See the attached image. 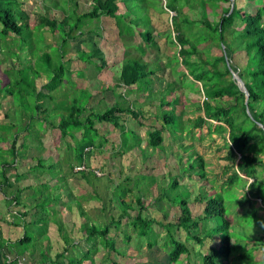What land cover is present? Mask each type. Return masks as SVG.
<instances>
[{"label": "trees", "instance_id": "trees-1", "mask_svg": "<svg viewBox=\"0 0 264 264\" xmlns=\"http://www.w3.org/2000/svg\"><path fill=\"white\" fill-rule=\"evenodd\" d=\"M152 1L91 0V8L81 14L75 15L72 13V16L63 12L64 9H61L62 14L59 22L55 16L47 17L42 14H28L23 8L20 9V6H23L20 0H0V103L3 99L7 100L6 98L8 97L15 106V114L18 116L16 122L0 123V142L3 140L5 142L7 139L11 140L10 146L5 151L0 148V190L3 186L12 187L14 182L24 178L23 174L15 172L12 176H9V174H11L10 172L15 165L16 159L22 157L21 152L28 148L25 140L40 141L41 132L45 128L57 129L62 138L66 136L75 138V133L80 132L81 141L76 158L78 161L77 165L84 167V170L77 173L84 179L96 177V170L85 164L86 155H91L93 150L100 151V153L114 151L115 155L121 154L116 148L118 144H110L104 136L100 137L98 135V139L95 142L93 136L97 137L94 134H98L97 124L103 126L111 125L117 128L119 131V143L124 144L127 151L133 150L136 146L141 148L140 136L137 135L135 144H133L134 140L132 141L130 138L124 139L126 131L129 133L131 131L126 127L125 121L127 119H131L140 125H142L141 121L145 119L131 107L129 102L122 104L119 101L111 107L104 108L102 112H96L93 108L87 107L88 100L91 98V94L87 90H85L86 93L83 97L85 102H83V98L71 99L70 96L65 99V96L68 95L67 91H63L65 84H69L72 90L76 89L72 76L75 74L78 77H83L84 73L82 69L71 68L70 65L74 59L68 58V60H64V58L68 54L67 51H69L68 42L83 36L84 32H81V27L88 25L90 21L105 17L115 22L118 32L114 28L113 34L114 37L118 38L132 33L129 25L133 28L139 25L146 26L149 22L147 13L149 7L154 11L166 12L159 6L162 0H156L151 3ZM165 1L164 8L169 12L175 13V16L170 18L171 28L167 26L166 30L161 33L156 32L152 28L139 30L138 34L142 39L143 45L134 49L143 56H146L148 51L149 54L163 55L167 63L175 60L174 62H180L184 68L191 65L192 78L197 82L204 81L203 86L199 89V95H192V97L194 96L199 100L198 108L195 110L198 115L192 114L189 117L190 120L187 121L188 127H185L183 123L184 130L189 128L186 136L185 132L182 134L187 143L183 146V150L190 146L188 143L191 142L190 137L194 133L197 136L195 138L196 143H201L207 138L214 142L216 138H220L222 146L216 148V151H225L223 157L228 164L223 165V171L217 175L210 171L209 173L220 179L225 171H231V174L219 186L211 184L210 187L204 189L202 194L194 198L196 203L203 206V210L198 217L192 215L186 197L181 198L178 203L179 217L173 226L183 229L187 241L192 240L200 245V252L204 254L200 255L199 252L198 255L200 257H195L192 251L188 252L184 242L171 239L173 250L169 259L172 263H176L182 255H186L188 259L192 253L194 258L200 259L201 264H217L219 261H227L231 255L233 246L230 245L232 244L229 235L230 229L242 234L244 232L238 228L237 225L239 224H232L229 218L226 217L225 202L221 193L216 191L223 186H233L237 180L242 181L244 184L243 192L240 196L227 204L235 216L232 217L237 219L236 223L244 202L250 203L247 195L261 200L264 205V156H262L264 154V108L260 109L264 106L263 19L261 12L247 14L241 9H236L235 6L230 9V0H216L223 8L217 10L213 20H208L209 18L207 19L206 16H195L197 18L189 16L191 14L190 10L185 12L183 10L185 4L180 0H170V3L167 0ZM133 3L136 5H133ZM154 4L158 5L161 10H157ZM122 6L125 8V12L121 14L119 11ZM205 8L206 3L204 2L201 10H205ZM140 9L144 11V14L137 12ZM124 20L127 26L120 30L117 22L121 24L124 23ZM59 24L64 28H58L57 25ZM182 26H187L190 30L192 26L193 30L198 27L197 29L199 30L196 33L187 34ZM39 28H47L53 34H57L60 43L46 45L43 42V38L36 39L34 32L37 29L39 30ZM97 30L101 32L102 28ZM92 32L96 33L95 30ZM191 39H196L197 43H193ZM203 39L208 44H200ZM235 41H239L243 47L233 46ZM210 44H213V49ZM37 45L41 47L38 53L35 52L34 48ZM23 46L28 47V55L33 64L30 63V66L22 68H7L5 61L11 57L18 58L19 51ZM126 47L128 48V46ZM177 47L179 49L177 56H175L173 51ZM216 48L219 49V54L214 53ZM235 54L237 55L235 56ZM93 58H99L101 65L94 64ZM101 58V53L97 49L89 53L81 50L78 52V59L82 63L81 68H84L87 64L89 66L94 64L98 70H101L105 66L104 60ZM155 59L151 62H145L142 57H130L128 50H125L119 75L120 87L127 89L134 87L140 90L144 81H147L152 76L153 80L146 86V91L143 92L144 94H149L156 74L164 67L162 60ZM191 59L193 60L190 61ZM3 60L5 61L3 62ZM238 62H242V65L239 66ZM65 71H68L66 77ZM232 73L237 74L244 85L248 95L247 102L246 93L239 88L236 80L232 77ZM177 92L182 93L179 89ZM121 100L126 102L122 98ZM166 100L167 103L165 104L161 101L159 103V107L163 112L168 109V104L171 102L169 96ZM179 107L177 100L175 106L171 109V118L175 119V117L187 115L185 112L177 116L174 112ZM201 113L203 114L201 115ZM6 117L8 118L7 115ZM171 118L163 114L161 118L157 117L158 127L153 125L143 126L144 133L147 135L146 147L141 148L143 152L146 149L154 151L166 150L162 135L164 130L166 132L167 127L171 124ZM131 134L133 135V133ZM19 139L22 142L18 145ZM189 151L190 154L188 156L186 154V158L192 157L193 165L189 164L188 171L192 172L195 165L200 172L196 179L206 178L205 164L207 162H205L204 157L195 152L191 153V150ZM2 152L7 153V156L3 155ZM8 157H10V160ZM182 157L186 161L184 156L179 158ZM36 161L37 167L35 171L46 173V175L51 173L48 170L51 169V166L47 167L44 158H37ZM74 167L76 166H70V174L72 175H74L72 173ZM182 167H186V163ZM183 173H186V171H183ZM187 178L192 181L190 174H188ZM50 184L49 181H45L40 183L38 187L27 186L16 190L15 195L11 196L10 205H21L25 208L24 201H20V195L31 189L33 194L29 197L32 200H36V196H39L40 198H37V201L40 199L41 202L36 205L38 213L33 214L30 211H25L16 217V222H13L14 226L22 228L23 235L21 238L10 241L0 235V252L4 256L2 264H20L19 258L24 256L25 254L23 253L30 247L32 249H29L31 252L28 255L33 253L36 244L33 243L32 237L27 232L30 223L34 225L38 222L44 224L56 222L58 213L55 212V207H57L59 199H55L52 192H50ZM168 185L170 186L169 182ZM176 185H179L177 179L173 181L171 186L175 188ZM206 193L209 194L208 200L203 198V194ZM135 201L142 210V200L139 198ZM154 203L156 204V202ZM47 206H49L48 212L45 211ZM259 210L264 212V209ZM78 213L82 218L80 228L83 230V237L86 243H90V246L85 251L81 250L74 241H70V238L62 236L63 249L56 254V259L48 261V255L40 250V264H64L65 260L69 264H90L87 261L92 262L91 264H98V261L99 264H116L115 260H111L108 257L110 250L111 252L115 251L113 247L114 240L110 237L112 230L118 229L122 223L133 225L138 236L145 238L144 227L145 225L149 227L148 221L143 219L139 212L134 218L111 220L102 229H99L88 220L87 215L79 207V204ZM29 215H31V222L25 220V217ZM37 215H41V217L36 218ZM257 219H255L258 222L257 225L262 230L260 239L255 241L245 237L246 242L243 245H240L239 240L234 249V253L239 255L235 258V262L232 261V264H238L240 261L264 264V261L261 260V253L257 254L259 247L260 251L264 250V216H259ZM252 220L253 218L249 221V225ZM214 221L218 225L213 228L212 222ZM55 225L57 226V223ZM57 229L58 233H61V230ZM194 231L199 233L193 234L192 232ZM211 232L224 233L220 238L216 239L214 246L209 242V240H212V237L208 236ZM200 236L203 237L200 238ZM234 236L241 238L237 233H234ZM43 238L46 241L45 245L49 246L48 236ZM41 241L42 239H40ZM208 244L209 247L206 249ZM147 247L151 248V245L147 243ZM19 249L23 250L19 251ZM77 249H80L79 251L82 253L79 258L74 256L80 253ZM11 252L14 254L13 257L8 255ZM101 252H104V254L100 259L98 257ZM91 257H93V260H91ZM59 259L63 262L59 261Z\"/></svg>", "mask_w": 264, "mask_h": 264}, {"label": "rangeland", "instance_id": "rangeland-1", "mask_svg": "<svg viewBox=\"0 0 264 264\" xmlns=\"http://www.w3.org/2000/svg\"><path fill=\"white\" fill-rule=\"evenodd\" d=\"M155 1L156 0H153L151 3ZM167 1L169 2L170 0ZM180 1L185 4L183 10L185 12L190 10L191 14H189V16H194L193 18H197L195 16H206L207 19L209 18L208 20H213L214 15L216 16L217 14V10L223 8L216 0L213 2L212 0L211 2L210 0ZM20 2L23 4V6H20V9L23 8L28 14H42L47 17L55 16L59 22L62 14L61 9H64L63 12H66L68 15H72V13L76 15L91 8V0H20ZM161 2L159 6L166 12L154 11L149 7L147 10L149 18L148 24L146 26L139 25L134 28L129 25L132 31L130 35H123V37L118 38L116 36L114 37L113 32L115 29L116 32H118L116 23L105 17L90 21L88 25L82 26L81 32H84V35L68 42L69 51H67L68 54L65 56L64 60H68V58L74 59L70 65L71 68L76 70L82 69L84 75L83 77H78L74 74L72 80L76 89L72 90L70 85L66 83L65 86L63 85V91H67L68 94L65 96V99L69 96L71 99H82L86 93L85 90H87L91 94L87 107L93 108L96 112H102L104 108L111 107L119 101H121L122 104L129 102L131 107L135 109L136 112H139L140 116L142 115L145 119L141 121L142 125L131 119H127V121H125L126 127L133 132L130 131L129 133L126 131L124 139L130 138V140H134L133 144H135L137 135L140 136L141 148H144L147 143V135L144 133L143 126L153 125L158 127L157 117L159 116V118H161L163 114L171 118V109H173L177 100L180 107L175 109L174 113L179 116L181 113L184 114L186 112L187 115L175 117V119L171 118V124L167 127L166 132L164 130L162 135L164 140L163 144L166 148L165 151L146 149V151L143 152V149L137 146L133 150L127 151L124 144L119 143V131L117 128L111 125L103 126L97 124L96 128L98 129V134L94 133L97 137L93 136L95 142L98 139V135L100 137L104 136L110 144H118L116 148L121 154L115 155L114 151H104L100 153V151L93 150L91 155H86L85 164L87 166L90 165V168L93 167V169L96 170V177L91 178L92 180L82 178L75 169L72 172L74 175L70 174V166H78L76 155L81 141L80 132L75 133V138L70 136L62 138L57 129L45 128L41 132L40 141L32 139L25 140V144L28 148L21 152L22 157L16 159L13 169H11V174H9V176H12L14 172L23 174L24 178L18 182H14L12 187L3 186L0 190L1 237L7 238L10 241L21 238L23 235L22 228L13 225V222L17 221L16 217L25 211H30V213L33 214L38 213L36 205L39 204L41 200L38 199L37 201V198H40L39 196H36V200H32L29 197L33 194L31 189L20 195V201H24L25 208L21 205L9 204L11 196L15 195L16 190L27 186L38 187L40 183L49 181L51 183L49 187L50 192H52L55 199H59V203H57L58 205L55 207V212L58 213L55 222L57 226L55 223L51 222L46 224L38 222L34 225L30 223L28 225V235L32 237L33 243L36 245L33 253L30 255H28V253L31 252L29 249H32V247L25 250L23 253L25 255L19 258L20 264H40V250L48 255V261L56 259V254L60 253L63 249L62 236L70 238V241H74L81 250L85 251L90 246V243L85 242L83 230L80 228L82 218L78 213V204L87 215L88 220L99 229H102V227L111 220H117L118 218H134L138 212L143 219L148 221L149 227H146V225L144 227L146 234L145 238H140L138 236L133 225L122 223L118 229L112 230L110 237L114 240L113 247L115 251L111 252L109 249L108 257L111 260H115L116 264H201L200 259H196L192 256V253L195 257L199 256L198 253L201 251V246L191 239V241H187L185 231L173 226L179 217L178 203L181 198L186 197L192 215L198 217L203 210V206L196 203L194 198L202 194L204 189L210 187L211 184L219 186L220 183H223V180L231 174V171H225L220 179L209 173L210 171L217 175L223 171V165L228 164L223 157L225 151H216V148L222 146L220 138H216L214 142L210 138H207L201 143H196L195 138L197 136L196 133H194V135L190 137L191 142L188 143L190 146L183 150V146L187 143L182 134L185 132L186 136V132H189V128L184 130L183 123L185 127H188L189 124L187 121L190 120L189 117L192 116V114L195 116L198 115L195 110L198 108L199 100L194 96L199 95V89L203 86L204 81L197 82L192 78L191 65L184 68L180 62L176 63L173 59H171L173 60L171 63H167L163 55L149 54L148 51L147 55L143 56L134 49L137 46L143 45L142 39L138 34L139 30L152 28L156 32L161 33L166 30L167 26H171L170 18L171 16H175V13L168 12L164 8L166 4L165 0ZM204 2L206 3V8L205 10H201ZM133 5L136 4L133 3ZM154 5L157 7V10H161L158 5ZM233 6H235L236 9H241L247 14L261 12L264 25V0H230V9ZM122 7L119 11L121 14L125 12V8ZM140 10H137V12L144 14V11ZM194 25L196 26V24ZM117 26L122 30L127 24L124 20V23L121 24L117 22ZM57 27L61 28L63 26L59 24ZM182 27L187 34L196 33V31L199 30L197 29L198 27H195L193 30V26L191 30L187 26ZM98 28H102V31L98 32ZM94 30L96 33L98 32V34L92 32ZM206 34L208 35V31ZM34 35L36 39L43 38V42L46 45L60 43L58 39L59 36L53 34L47 28L37 29ZM192 42L197 43V40H192ZM200 44L208 43L203 39ZM213 44H210L212 45L210 46L212 49L214 48ZM126 46H128V48ZM233 46L243 47L239 41H235ZM34 48L37 53L41 49L40 45L34 46ZM94 49L100 51L101 59L104 60L105 64L104 68L98 70L95 67L94 64L101 65L99 58H93V65L89 66L87 64L84 68H81L82 63L78 59L79 50L89 53ZM178 49L177 47L173 51L175 56H177ZM27 50L28 47L23 46L19 51L18 58L11 57L6 61L3 60V62H6V67L22 68L24 66H30V63L33 64ZM125 50H128L130 57L139 56L142 57L145 62L154 61L156 60L155 58L162 60L164 67L156 74L151 84L149 94H144L143 92L146 91V86L153 80L152 76L147 81H144L140 90L134 87L132 89L120 87L119 75ZM214 53L219 54V49L216 48ZM236 55L237 54H235V56ZM192 60L193 59L190 61ZM237 64L241 66L242 62H238ZM39 68H41V66H39ZM65 69L67 70L66 67ZM65 73L66 77L68 71H65ZM178 89L182 91V93L177 92ZM192 95L194 96L192 97ZM168 96L171 102L168 104V109L163 112L159 107V103L160 101L163 104L167 103L168 100L166 99ZM121 98L126 102H122ZM6 99L7 100L3 99L0 103V123L16 122L18 119L17 114H15L16 108L8 97ZM189 100L190 102H188ZM83 102H85L84 98ZM263 108L264 106L260 109ZM202 114L203 113H201V115ZM131 133H133V135ZM10 142V139H7L5 142L4 140L1 141V150L5 151L7 147L10 146ZM21 142L22 140L19 139L18 145ZM189 150H191V153L195 152L204 157L205 162H207V164H205V169L207 171L206 178L196 179L200 172L195 165L193 166L192 172L188 171L189 164L193 165V158H186V154L187 156L190 154ZM2 154L7 156L5 152H2ZM181 156H184L186 161H184L183 157L179 158ZM262 156H264V154H262ZM37 158H44L47 167L51 166V169H48L51 172L50 174L47 173L46 175V173L35 171L37 167ZM8 159L10 160V157H8ZM185 163L186 167H182ZM183 171H186V173H183ZM188 174L191 175L192 181L187 178ZM175 179L178 180L179 185L172 188L171 185ZM125 181L126 183H124ZM118 186L120 187L116 190ZM243 188L244 184L242 181L237 180L233 186H223L216 191L221 193L225 202L226 217L229 218L232 224H239L237 225L238 228L244 232L242 234L236 230L233 231L230 229L229 235L232 240V244L230 245L233 246L231 255L227 261H219L217 264H232V261L239 255L238 253H234V249L239 240L240 245H243L246 242L245 237L257 241L262 235V230L255 220L259 216H264V212L259 210L264 209L262 202L259 203L257 199L247 195L250 203L244 202L237 223V219L233 218L235 216L231 208H228L229 205L227 204L240 196L243 192ZM163 190L164 192L162 193ZM161 193L162 195H160ZM207 193L203 194L205 200L209 198V194ZM139 198L143 202L142 210L135 201ZM154 202H156V204ZM45 208V211L48 212L49 206ZM40 217L41 215H37L36 218ZM252 218L253 220L249 225V221ZM25 220L31 222V215L25 217ZM212 224L213 228L218 225L215 221L212 222ZM57 228L61 230V233H58ZM192 233L196 234L199 232L194 231ZM234 233H237L241 238L234 236ZM223 234L222 232L209 233L208 236L212 237V240H209V242L214 246L216 239L220 238ZM176 235L178 236L176 237ZM45 236L49 238V246L45 245L46 241L43 240ZM202 237L200 236V238ZM40 239H42L41 242ZM171 239L184 242L188 252L192 251L191 256L187 259L186 255H182L176 263H172L169 259L170 253L173 250ZM147 243L151 245V248L147 247ZM208 247L209 244L206 245V249H208ZM80 249H77V251L80 252ZM22 250L23 249H19V251ZM81 254L80 252L74 256L79 258ZM103 254L104 252H101L98 258L101 259ZM203 254V252H200V255ZM257 254H260L261 260L264 261V250L260 251L259 247L257 249ZM8 255L13 257L14 254L11 252ZM91 260H93V257H91ZM3 261L4 256L0 252V264H2ZM59 261L63 262L61 259H59ZM87 262L90 264L92 263L90 261ZM64 264H69V262L65 260ZM238 264H252V262L240 261Z\"/></svg>", "mask_w": 264, "mask_h": 264}, {"label": "water", "instance_id": "water-1", "mask_svg": "<svg viewBox=\"0 0 264 264\" xmlns=\"http://www.w3.org/2000/svg\"><path fill=\"white\" fill-rule=\"evenodd\" d=\"M232 77H233V79L236 80V82H237L239 88H240L244 93H246V102H247V100H248L247 91H246L244 85L242 84L241 80L239 79L238 75L235 74V73H232Z\"/></svg>", "mask_w": 264, "mask_h": 264}, {"label": "clouds", "instance_id": "clouds-1", "mask_svg": "<svg viewBox=\"0 0 264 264\" xmlns=\"http://www.w3.org/2000/svg\"><path fill=\"white\" fill-rule=\"evenodd\" d=\"M169 12V11H168ZM77 167H79V166H76L74 169H76ZM82 167V166H81ZM84 170V169H83ZM76 171V170H75ZM79 170H77L76 172H78ZM81 171V170H80ZM96 174V173H95ZM258 201L257 202H261V200H259V199H257Z\"/></svg>", "mask_w": 264, "mask_h": 264}, {"label": "built area", "instance_id": "built-area-1", "mask_svg": "<svg viewBox=\"0 0 264 264\" xmlns=\"http://www.w3.org/2000/svg\"><path fill=\"white\" fill-rule=\"evenodd\" d=\"M84 169V167H77L75 170L77 171V170H83Z\"/></svg>", "mask_w": 264, "mask_h": 264}]
</instances>
